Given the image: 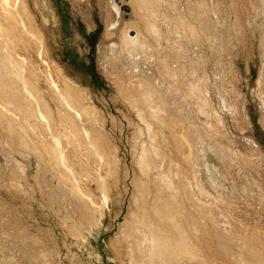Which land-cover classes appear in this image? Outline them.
Returning <instances> with one entry per match:
<instances>
[{"label":"rangeland","instance_id":"obj_1","mask_svg":"<svg viewBox=\"0 0 264 264\" xmlns=\"http://www.w3.org/2000/svg\"><path fill=\"white\" fill-rule=\"evenodd\" d=\"M89 1L21 0L19 10L25 14L27 28L23 29L19 18L8 12H15V0H7V4L0 0V50L2 56L5 53L10 59L12 77L10 81L0 79V105L6 104L15 114L3 117L2 130L9 138L11 132L18 133L19 141L35 154V166L25 178L21 177L20 184L17 177L21 171L14 169V161L7 167L8 152L0 150V264H130L123 263L122 251L130 248L131 237L125 233L130 226V202L138 190L131 153V134L136 123L128 112L127 102L119 97L114 86L113 75L122 68L110 65L113 49L115 55H122L116 57L118 60L126 56L122 45L114 46L116 39H106L105 21L98 14L100 9L97 8L98 12L92 9ZM97 1L101 5L108 0ZM140 1L141 10L135 0H112L132 35L140 30L153 53H159L157 57L167 56L168 64L170 57L177 62L180 59L189 61L192 76L185 85L177 79L172 80L174 98L172 95L170 98L179 106L180 113L176 111V114L181 115L183 122L188 117H198L200 131L196 143L206 149L209 160V168L207 162L196 170L208 189L200 205L205 207L204 213H198L197 207L191 206L192 213L195 211L194 215L199 216L191 218L192 221L179 211L173 214L182 221L186 236L190 231L196 233L195 223L205 225V221L215 230L226 233L233 240L230 259H234L233 254L242 246L245 248L243 255L249 254V249L257 242L264 255V0ZM46 7L54 10V17L68 21L63 35L50 10L45 13ZM143 8L147 12L142 11ZM167 21L174 32L165 25ZM151 24L161 27L168 39L164 37L158 44L150 31ZM83 28L91 37V46L85 42ZM31 31L42 39L41 44L36 40L32 43ZM40 49L44 60L38 56ZM18 55L25 56L28 63L22 62ZM13 66L24 68L22 75L27 89L50 105L53 117L45 106L41 110L46 118L41 119L37 109L32 107L36 106L34 100L25 91L21 79L15 77ZM143 68L147 74L151 73L149 64ZM49 71L64 92L68 84L81 87L79 93L72 94L71 100L87 117L85 127L95 136L93 140L106 158L100 172L108 188L107 208L102 201L97 156L83 135L76 131L71 134V128H64L65 123L59 120V100L50 88ZM189 81L198 82L199 89L184 95L179 87L190 90ZM12 92L16 96H11ZM30 105L37 115L28 113ZM51 118L56 125L48 132L44 125ZM173 139L174 145L171 142L166 148L179 154L182 151L180 142ZM118 145L121 151L116 148ZM24 150L26 148H22ZM63 161L72 164L74 173L64 168ZM186 165L182 167L181 176L189 175ZM172 171L177 172V164H173ZM197 172L192 183L180 176L181 186H197ZM35 174H38L37 181ZM84 194L91 195V200L98 205L90 203ZM81 196L87 201L88 210L81 205ZM163 198L172 202L167 194ZM206 204L216 213V221L206 212ZM221 214L230 217V225ZM102 216L103 225L99 226ZM180 216L183 219H179ZM90 224L97 225L91 232V244L76 245V233L87 230ZM179 236L174 229L173 233L167 232L168 238L178 239ZM208 241L221 255L224 254L222 249L230 245L226 236L217 237L216 234ZM116 243L120 245L115 247ZM235 264L241 263L236 261Z\"/></svg>","mask_w":264,"mask_h":264},{"label":"bare ground","instance_id":"obj_2","mask_svg":"<svg viewBox=\"0 0 264 264\" xmlns=\"http://www.w3.org/2000/svg\"><path fill=\"white\" fill-rule=\"evenodd\" d=\"M5 2L7 4V0H5ZM20 2L21 0H15L13 6V10H15V12H10V10H8V12L10 14H13L14 16H17L20 20L19 24L22 25V28L27 29L25 24L26 20L24 18L25 14H22L21 11L23 10H19ZM135 2L138 4L139 9L141 10V1L135 0ZM90 3L92 9L95 8L96 11L97 8L100 9V13L98 11L97 12L101 15V20L103 19V21H105L106 39L108 40L110 37L112 39H116L114 41V46H116L117 44L119 45V47H121L120 45H122L123 47V52L126 57L118 60L116 57L120 58L122 57V55H115V49H113L110 58V65L112 66V68L116 66L122 68L120 72L113 75V80L115 82L114 86L117 87L116 93L120 94L119 97H122V100L127 102L126 106L127 108H129L128 112L134 116V124L136 123L131 134L133 142L131 153L134 157L133 160L136 168L134 179L136 181V186H138V190H135V197H133L130 202V220H128L130 226L128 227V231L125 233V235L131 237V244L128 250H126V248H123V263L128 261L130 264H194L195 262H203L202 264H213V262H216L218 264H235L236 261H239L241 264H255V262H257L256 264H258V262L264 261V255H262V252L259 249L258 242L256 243V246L253 245V248L249 249V254L243 255L245 254V248L242 246L239 252H236L235 255L233 254L234 259H230L229 256L232 255L231 253L233 247L232 238L227 236L226 233L221 232L219 229L218 231L215 230L214 227H212L207 221H205V225L195 223L193 230L196 233L190 231L191 233L188 232L186 236L187 231L182 225V221L178 220L179 216L176 217L173 212L179 211L181 212V214L183 213L185 219L187 220H190L191 218H199V216L194 215L195 211H199L198 213L202 214L204 213L202 212V210H204L205 207L202 208L200 207V205L202 206V199L205 200L203 194H206L208 189L206 188V186H204V183H202L200 173L196 170L199 171V169L203 167L202 163H207L209 161L208 159H206V149L201 146L200 143H196V140L199 139L197 134L200 131L198 130V117L194 116L193 119L192 117H188L187 121L183 122V120L180 118L181 115L179 114V116H177L176 114V111H179L180 113L179 106H176L175 101L170 98L171 95L173 96L172 80L177 79V81H181L182 84L185 85L187 83V80H189L188 78L192 76V73L189 72L190 69H188L189 61L186 60L184 62L182 59H180V61L177 62L172 59V57H170V64H168L169 59L167 56L163 58H161L160 56L157 57L159 53H153V49L151 48L149 41H146L143 38L140 30L137 31L136 35H132V32L129 30V26L124 20L123 14H121L118 9H116L112 0H108L106 4L101 5L99 4L100 1L97 0H91ZM49 10L51 15H53L54 17V15H56L54 14V10H51L48 7H46L45 9V13H47V11ZM142 11L147 12L146 8H143ZM90 15H87L89 16V19L87 20L92 23ZM54 19L56 26L59 28L60 34L63 35L64 29L67 28L68 21L63 20V18H59L58 16H55ZM165 25L171 32H174V27L171 25L170 21L165 22ZM150 27V31L156 38V42L160 44V42L162 41L161 39L165 37L163 35L161 27L155 24H151ZM82 32L85 33L84 28L82 29ZM85 34L87 37L85 42L87 44H90L91 46V37H89V34ZM31 37L32 39H30L33 40V44L36 41H38L40 44L42 43V39L38 37L36 33H32V31ZM165 38L168 39V37ZM139 48L142 49V55L140 54L141 52H139ZM1 53L3 54V52H1L0 50V79H7L8 81H10L12 79L11 75L9 74V71H11L9 64H11V62L10 59L6 58L5 53L3 56L1 55ZM38 56L42 60H44L43 52L41 49L38 52ZM18 58L22 62L28 63L25 56L18 55ZM145 64H149L148 70L150 69V74H147L146 69L143 68V65ZM46 66L50 68L49 63H46ZM15 68L16 67L14 66L12 68L13 72L15 73V77L21 79L25 91L27 92L29 97L34 100V103L36 105H33L32 107L37 109L41 119L45 120L46 118L41 110V108L45 106L49 109V116L53 117L54 111L51 109L50 105L44 99L39 98L38 95L36 96L32 93L31 90L27 89V81L23 78L22 75V72H24V68L21 66L20 69ZM123 72H126L125 76L121 75V73ZM178 73L181 76L183 75L182 78H180ZM185 74L186 77H184ZM48 75L50 77V88L59 100L58 118L61 122L65 123L63 127L67 129L71 128V134L76 131L77 134L83 135L85 140L87 141V145H91L92 150L97 156V162L100 166L97 168V172L99 173L98 179L101 180L99 184H101L100 188L102 201L104 203V207L107 208L109 207V195L106 192L108 188L104 183L105 181L102 177V172H100L103 164L106 162V158L104 154H101L100 152L101 147L98 146L97 143L95 144V141L93 140L95 136L85 127L86 124L84 121L87 117L82 115L81 111L76 107V103H73L71 100L72 94L79 93L81 87H75L73 84H68L67 90L64 92L63 88L60 87L58 81L52 76V74H50V71ZM78 77L82 78L81 76ZM188 84L190 90H186L185 87L177 84L178 86H180L179 89L183 90L182 93L184 95L194 93L199 89V83L196 81H189ZM80 86L82 85L80 84ZM119 94H116V96ZM11 96H16V93L12 92ZM116 96L113 98L116 99ZM119 97L118 102L120 103L121 100H119ZM126 106L124 105V107ZM168 107H170V109H167ZM29 109L30 110L28 113H31V116L37 115L36 112L33 113L31 111V105ZM12 114L14 113L9 107L6 106V104L0 105V150L3 149L5 152H8L6 166L8 167L10 163L14 161V169L16 168L21 171L19 172V177H17L19 179V183L21 184L20 179H23L21 177H24L26 174H28V171L30 169H33L35 166V154L27 147V145L19 141L18 133L14 134L11 132V134L9 135L11 138H9L8 136H4V131L2 130V124L4 120L3 117H9ZM26 118L30 117L27 116ZM55 125V120L51 118L46 121L44 127L48 132H51V127ZM173 137L175 138V140L178 139L180 142L182 151H179V154L169 152L170 150L168 151L166 148L171 142L174 145ZM11 140L12 142L10 143ZM57 145H59V143ZM22 148H26V150L22 151ZM116 148L120 151L122 150L120 145H118ZM20 156L24 159L23 162L19 160L18 157ZM61 157H63V154H61ZM201 157H204V159H200ZM81 160L83 159L81 158ZM173 164H177L176 173L172 171ZM185 164H187L186 167L189 168V175L181 176L180 172L183 171L182 167ZM62 165L68 171L74 173L73 166L69 163V161H63ZM206 167L209 168V162ZM195 172H197V186L188 184L189 186L187 187L183 184L184 186L182 185V187L180 184V180L182 179L187 181L188 183H192ZM39 177L41 179L40 173ZM43 179H45V177H43ZM35 180H38V174H35ZM49 187H51V185H49ZM220 188H222V186H220ZM22 189L24 188L22 187ZM166 194L170 199H172V202H170L168 199L163 198V196ZM83 196L87 197L89 202L93 205H98L95 201L91 200V195L86 196V194H84ZM75 197L77 198L76 195ZM212 198H214V196ZM150 199L152 200V204L150 203ZM80 203L84 208L88 210L87 201L83 199L82 196L80 197ZM206 205V212L210 214L209 217H212V220L216 221V213H214V211L210 209L208 204ZM191 206L197 207L193 213L191 211ZM221 215L226 219V224L230 225V217L223 214ZM203 216H205V214ZM131 218H134V220L132 221ZM179 219H183V217L181 218L180 216ZM97 225H103V216L99 219ZM97 225L93 224L91 226L90 224L87 230H79L75 235L77 241L76 245L79 246L81 245L80 243L91 244V232L94 227H97ZM172 228L176 230L178 234H180L178 239L167 237V232L173 233ZM212 234H216L217 237L226 236L227 241L230 242V245L228 247L225 246V248L222 249L224 251L223 255H221L216 250V248H213L210 241H208ZM120 239H122L123 241L124 237H121ZM119 242L121 244V241ZM118 245L116 243L115 247H118ZM251 253H253V255Z\"/></svg>","mask_w":264,"mask_h":264}]
</instances>
